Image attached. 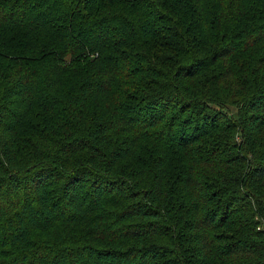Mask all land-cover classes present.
I'll return each instance as SVG.
<instances>
[{"label": "trees", "instance_id": "16d2710c", "mask_svg": "<svg viewBox=\"0 0 264 264\" xmlns=\"http://www.w3.org/2000/svg\"><path fill=\"white\" fill-rule=\"evenodd\" d=\"M0 264H264V0H0Z\"/></svg>", "mask_w": 264, "mask_h": 264}]
</instances>
